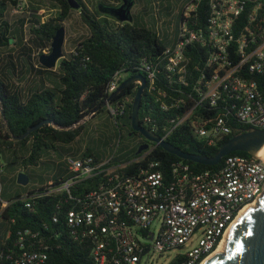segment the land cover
I'll use <instances>...</instances> for the list:
<instances>
[{
	"label": "built area",
	"instance_id": "built-area-1",
	"mask_svg": "<svg viewBox=\"0 0 264 264\" xmlns=\"http://www.w3.org/2000/svg\"><path fill=\"white\" fill-rule=\"evenodd\" d=\"M198 1L185 6L186 18L181 20L175 43L165 49L160 61L144 59L142 69L148 91L156 88L162 62L165 78L175 90L192 86L189 97L194 105L172 119L169 132L189 119L196 135L213 145L232 132L231 122L264 129V25L260 31L247 25L236 34L235 21L245 0H219L207 27H191L187 18ZM258 8H264V0H256L252 21ZM194 43L210 49L205 56L199 52L196 63H192ZM47 49L42 51L48 53ZM235 54L240 56L238 61ZM255 71V78L248 75ZM120 78L117 72L110 91L119 86ZM136 82L141 84L140 79ZM129 101L128 97L108 100V113L122 116ZM161 102L166 108L167 102ZM220 104L226 114L206 117L207 105ZM65 160L73 176L52 187L53 191L69 190L81 179L103 173L98 186L82 197H73L65 217L67 233L86 244L93 264H141L143 260L147 264L153 255L173 251H177L173 258L183 255L193 264L209 256L242 210L256 205L264 195V159L252 154H227L220 167L201 171L175 161L168 175L157 168V161L125 174L117 170L124 164L108 166L110 159L67 154ZM60 235L61 231L54 238ZM54 246L38 230L21 228L16 233L12 264H46Z\"/></svg>",
	"mask_w": 264,
	"mask_h": 264
},
{
	"label": "trees",
	"instance_id": "trees-1",
	"mask_svg": "<svg viewBox=\"0 0 264 264\" xmlns=\"http://www.w3.org/2000/svg\"><path fill=\"white\" fill-rule=\"evenodd\" d=\"M30 1L37 3V9L42 7V3L47 2L52 5L55 13L48 14L45 20L42 18L43 14H36L29 19L23 14L19 22L14 24L10 11L20 7L23 0H0V182L2 184L6 181L2 173L7 170L16 171L18 165L32 176L27 168L39 165L44 150L57 148L59 144L72 143L83 128V123H80L83 119L92 112L94 116L107 110V105L102 106V103L114 92L109 90V86L117 72L121 74L119 85L130 76H145L142 69L144 59L160 61L165 49L176 41V38L170 41L162 37L155 25L119 21L111 13V9L118 7L122 0L118 2L98 0L93 7L85 0H78L81 7L77 10L87 29L74 40L73 47L65 51L64 57L59 60L56 67L47 68L39 62V56L44 53L42 50L45 48H48V53L51 51L56 30L61 25H65L76 9L70 6L68 0ZM189 1L191 0H188L185 6ZM218 2L219 0H199L187 18L189 25L207 27L213 5ZM255 5L256 0H245L244 8L235 21L236 34L241 33L242 28L247 25L250 29L256 28L258 31L261 25H264V8H258L253 21L251 20ZM184 10L185 7L181 12V20L186 18ZM192 50L194 51L192 63L199 60V52L202 56L210 52L208 47L196 43L193 44ZM234 57L236 61L240 58L237 54ZM160 69L162 74L157 80L156 88L153 91L144 89L140 120L145 127L184 150L205 155L215 154L233 135L250 130L249 126L231 122L234 126L232 132L213 145L196 135L189 119L179 123L169 132L172 119L183 116L194 105V100L189 97L192 91L191 85L187 87L182 85L180 91L175 90L173 84L165 78L163 62ZM248 75L255 78L258 73L255 71ZM31 82V88L26 90L25 84ZM138 87L136 81L132 82L111 99L116 101L120 98H129L125 114L118 118L109 114L117 125L125 126L129 130L132 128V104ZM176 98L179 101H174ZM162 100L167 102L166 108L162 107ZM1 107L4 109L5 118L1 114ZM207 108L208 111H203L206 117L226 114L222 104L217 107L207 105ZM146 116L150 117L149 121L145 120ZM43 120L50 122L41 125L24 138H19L30 126ZM229 154L250 153L236 150ZM86 155H92L96 160L103 159L88 150L78 156ZM107 158L110 159L108 166L124 164L117 168L121 173H135L148 162L157 161L159 163L157 168L168 175L170 165L175 161H184L194 170L201 171L220 167L226 156L220 163L209 165L181 158L162 146L155 145L141 155L135 153L132 156L115 155ZM70 173L71 178L73 174ZM102 176L103 173H99L83 178L70 186L69 190L64 191H53L51 188L62 184L66 179L29 190L28 185H25L26 190L6 199L8 202L5 206H3L4 198L1 196L0 218L8 223V233L0 242V264H12L11 256L17 230L25 227L34 228L47 239L54 241L55 246L50 251L46 264H93L86 244L73 240L67 233L65 217L67 209L74 202L73 197H82L94 189L101 182ZM60 231L61 235L54 238V234ZM205 258L206 255L193 264H199ZM168 264L189 263L183 255H177Z\"/></svg>",
	"mask_w": 264,
	"mask_h": 264
},
{
	"label": "water",
	"instance_id": "water-1",
	"mask_svg": "<svg viewBox=\"0 0 264 264\" xmlns=\"http://www.w3.org/2000/svg\"><path fill=\"white\" fill-rule=\"evenodd\" d=\"M68 2L74 9L81 7V3L78 0H68ZM133 4L134 0H122V4L118 7H113L111 13L121 22H132ZM65 36L66 27L65 25H61L56 30L53 37L51 51L39 56V62L43 66L54 68L57 66L58 61L64 57ZM138 79L141 80V84L137 89L132 104L131 126L134 130L142 133L147 139L155 142L156 145L162 146L167 151L172 152L181 158L209 165L220 163L224 156L236 150H244L264 159L263 156L258 155V151L264 145V129L256 128L237 133L223 143L215 154L205 155L184 150L158 135L153 130L145 127L140 120L142 98L144 95V89L147 85V80L144 75H135L127 78L114 90L108 99L102 103V106L106 105L108 100H111L128 84L135 82ZM1 114L5 118V112L2 107ZM49 122V120H43L30 126L23 135L19 136V138H24L33 130ZM147 146V144L140 145L137 153L146 149ZM29 181L30 176L26 172L21 171L18 173V182L20 184L26 185ZM227 239L225 252L214 253L204 264H264V195L259 199L255 206H248L245 212L240 215L239 220L230 226L227 232Z\"/></svg>",
	"mask_w": 264,
	"mask_h": 264
},
{
	"label": "rangeland",
	"instance_id": "rangeland-1",
	"mask_svg": "<svg viewBox=\"0 0 264 264\" xmlns=\"http://www.w3.org/2000/svg\"><path fill=\"white\" fill-rule=\"evenodd\" d=\"M90 6H94L90 0H85ZM185 0H139L132 6L133 21L140 24L155 25L161 33L162 37L172 41L179 33V25L181 23V13ZM34 4V5H33ZM184 5V6H183ZM24 6V8H23ZM42 7L37 9V3L30 0H23V4L10 11L11 20L15 23L19 22L22 15L25 14L29 19L36 14H43L45 20L50 13H55L52 5L47 2L42 3ZM28 21V20H27ZM29 22V21H28ZM66 36L64 42V51H69L73 47L74 40L81 36L87 29L80 12L76 9L72 12L71 18L65 23ZM59 63V61H58ZM111 119V118H110ZM109 119L107 110L97 113L94 117L88 115L80 123L83 128L79 134V144L84 149L96 154L97 156H132L138 148V139L131 135L129 129L123 128L120 132L117 130V124ZM52 164L45 167L43 172L52 173L55 167ZM7 174L2 176L6 178ZM14 182H0V190L4 188V196L14 195ZM18 176L16 183L18 184ZM5 205V204H4ZM177 251L168 252L162 256L155 254L147 262V264H168ZM208 257V256H207ZM141 264H145V260Z\"/></svg>",
	"mask_w": 264,
	"mask_h": 264
},
{
	"label": "crops",
	"instance_id": "crops-1",
	"mask_svg": "<svg viewBox=\"0 0 264 264\" xmlns=\"http://www.w3.org/2000/svg\"><path fill=\"white\" fill-rule=\"evenodd\" d=\"M93 3H96L98 0H90ZM115 2H118V0H113ZM139 1V0H134V4ZM188 0H185V3ZM184 3V5H185ZM183 5V6H184ZM182 11H180L181 13ZM133 13V11H132ZM34 81V80H33ZM32 85L31 83L25 84L24 88L26 90H29ZM95 116V115H94ZM92 116V117H94ZM111 117L109 116V119ZM110 121H112V123H114V121L112 119H110ZM79 137V136H78ZM76 138L75 141H73L72 143L69 144H59L57 148H52V149H47L44 150L42 158H41V162L39 163V165L37 166H32L27 168V171L31 172L32 176H30V181L26 184L28 185V190L32 189V188H36L39 187L41 185H47V184H51L54 181L57 180H63V179H68L70 178V170L68 168L67 162L65 160V156L67 155L66 153H74L78 155H83V153L87 150L84 149V147L79 144V138ZM99 158H103V159H108L106 156H98ZM52 164L53 167H55V169L53 170L52 173H48V172H43L42 170L46 168H48V166ZM51 166V167H52ZM23 171L22 166H16V171H4L2 173L3 174H7L6 175V181H12L14 182L13 184L15 185V189L13 194L16 195L18 193H23L26 188H24L25 185L23 184H15L16 183V177L18 176V173ZM25 172V171H24ZM27 173V172H26ZM4 178V177H3ZM4 188H2L0 190V197L2 196L4 199V204L7 205V200L9 197H12L14 195H6L4 196ZM3 204V206H5ZM7 228H8V223L6 222V220L0 218V242L6 238L7 236Z\"/></svg>",
	"mask_w": 264,
	"mask_h": 264
},
{
	"label": "flooded vegetation",
	"instance_id": "flooded-vegetation-1",
	"mask_svg": "<svg viewBox=\"0 0 264 264\" xmlns=\"http://www.w3.org/2000/svg\"><path fill=\"white\" fill-rule=\"evenodd\" d=\"M122 4V3H121ZM120 4V5H121ZM117 126V131L118 132H120V134H121V131H122V129L123 128H126L125 126H121L120 124H118V125H116ZM132 127V126H131ZM128 129V128H127ZM130 133H131V135H134L135 137H137V139H138V145L140 146V145H143V144H147L148 146H147V148L146 149H144V150H142L140 153H137L136 152V154H138V155H141L144 151H147V150H149V149H151L152 147H154L155 145H156V143L155 142H153V141H151V140H149V139H147L144 135H142V133H140L139 131H136V130H134L133 128H130Z\"/></svg>",
	"mask_w": 264,
	"mask_h": 264
},
{
	"label": "bare ground",
	"instance_id": "bare-ground-1",
	"mask_svg": "<svg viewBox=\"0 0 264 264\" xmlns=\"http://www.w3.org/2000/svg\"><path fill=\"white\" fill-rule=\"evenodd\" d=\"M258 155H260V156H263L264 157V145H263V147L258 151ZM250 206H255V205H250ZM248 207V206H247ZM247 207L246 208H244L243 210H242V213L241 214H243L244 212H245V210L247 209ZM240 214V215H241ZM240 217V216H239ZM239 217L237 218V220L235 221V222H237L238 220H239ZM234 222V223H235ZM228 232V231H227ZM227 233H226V236H225V238L222 240V242L219 244V246L208 256V257H206L201 263H199V264H204L205 263V261L211 256V255H213L214 253H216V252H218V253H224L225 252V250H226V247H225V244H227Z\"/></svg>",
	"mask_w": 264,
	"mask_h": 264
}]
</instances>
